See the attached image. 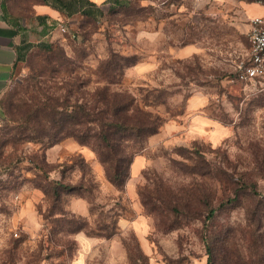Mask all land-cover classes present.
I'll return each instance as SVG.
<instances>
[{
  "label": "rangeland",
  "instance_id": "obj_1",
  "mask_svg": "<svg viewBox=\"0 0 264 264\" xmlns=\"http://www.w3.org/2000/svg\"><path fill=\"white\" fill-rule=\"evenodd\" d=\"M130 2L65 20L48 37L52 50L34 46L3 98L0 264H207L208 203L218 207L244 182L264 194V92L237 79L250 48L244 10L234 0ZM39 89L88 106L117 93L160 116L123 188L73 137L48 148L14 140L10 118ZM57 179L74 190L55 196ZM243 197L218 208V223L244 224L252 203ZM82 212L86 229L73 231L71 215Z\"/></svg>",
  "mask_w": 264,
  "mask_h": 264
},
{
  "label": "trees",
  "instance_id": "obj_2",
  "mask_svg": "<svg viewBox=\"0 0 264 264\" xmlns=\"http://www.w3.org/2000/svg\"><path fill=\"white\" fill-rule=\"evenodd\" d=\"M130 1L113 0L111 9ZM86 15L95 18L88 13ZM40 45L50 50L53 48L51 42ZM109 74L105 72L107 79ZM117 95L111 98L105 91L98 101L101 104L88 106L86 102L80 103L79 99L72 100L70 95L62 96L39 89L29 102H25L24 114L16 119L10 118L20 128L14 140L41 142L48 148L67 137H73L91 147L105 166L108 179L123 188L140 143L145 137L159 132L162 123L157 113L143 110L139 105H134L133 100L121 99ZM53 183L52 192L58 197L61 196L59 187L67 193L75 188L61 179ZM8 186L9 178L0 180L1 190ZM45 192L48 194V190ZM243 196H247L252 203L247 206L244 224L218 223V208L240 205ZM208 206L206 219L211 220V224L205 226L203 236L208 254L207 264H264V194L257 190V184L244 182L241 189L234 190V196L222 201L218 207L210 202ZM61 214L62 217L68 215L65 211H61ZM71 216L77 218L71 220L73 231L86 229L85 215ZM101 230L104 227L87 232L92 235L106 234Z\"/></svg>",
  "mask_w": 264,
  "mask_h": 264
},
{
  "label": "crops",
  "instance_id": "obj_3",
  "mask_svg": "<svg viewBox=\"0 0 264 264\" xmlns=\"http://www.w3.org/2000/svg\"><path fill=\"white\" fill-rule=\"evenodd\" d=\"M234 2L249 20L264 13V4L260 0ZM112 5L113 0H0V125L7 120L3 98L32 48L48 42L53 30L63 27L65 20L72 21L87 13L96 18ZM196 100L195 96L191 103L195 105ZM145 159L142 155L135 157L133 173L140 169Z\"/></svg>",
  "mask_w": 264,
  "mask_h": 264
},
{
  "label": "built area",
  "instance_id": "obj_4",
  "mask_svg": "<svg viewBox=\"0 0 264 264\" xmlns=\"http://www.w3.org/2000/svg\"><path fill=\"white\" fill-rule=\"evenodd\" d=\"M264 4V0H260ZM250 49L239 65L237 79L253 84L264 92V13L250 18ZM5 178L0 167V180ZM1 194V188H0Z\"/></svg>",
  "mask_w": 264,
  "mask_h": 264
}]
</instances>
